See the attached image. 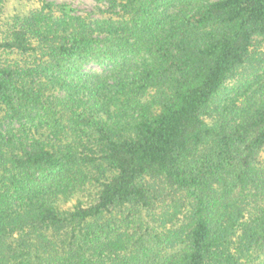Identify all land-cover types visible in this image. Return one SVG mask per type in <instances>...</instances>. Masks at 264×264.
Segmentation results:
<instances>
[{"label":"trees","instance_id":"obj_1","mask_svg":"<svg viewBox=\"0 0 264 264\" xmlns=\"http://www.w3.org/2000/svg\"><path fill=\"white\" fill-rule=\"evenodd\" d=\"M106 1L130 17L147 18L157 0ZM40 3L0 39V51L27 57L0 63V124L44 109L47 83L74 88L60 73L79 72L99 56L102 44L139 47L146 57L111 86L117 102L134 104L131 120L99 118L109 115L103 88L82 82L91 104L73 98L64 103L76 131L93 134L92 146L82 143L77 151L0 137V163L8 174L0 176V264H106L103 249L111 264H139L130 261L134 256H119L128 242L120 237L88 248L73 249L68 241L97 238L104 231L98 220L112 208L152 207L156 196L146 178L194 195L190 222L165 234L168 248L181 250L157 264H256V254L264 252V177L256 172L257 151L264 148V95L242 108L237 97L222 105L219 96L240 70L264 63L255 46L257 37L264 43V0L207 2L170 16L161 29L142 31L118 23L94 28L64 14L61 5ZM55 11L67 21L54 19ZM87 165L100 176L94 201L61 211L56 186L43 190L36 174ZM10 191L24 194L17 207ZM81 232L83 238H76Z\"/></svg>","mask_w":264,"mask_h":264},{"label":"rangeland","instance_id":"obj_2","mask_svg":"<svg viewBox=\"0 0 264 264\" xmlns=\"http://www.w3.org/2000/svg\"><path fill=\"white\" fill-rule=\"evenodd\" d=\"M47 1L54 5L63 6L65 9L64 14L83 18L87 24L94 28L100 23H118L121 25L127 24L132 26V29L136 28L142 31L149 26L161 29L163 22L165 23L170 16L191 13L202 4L216 0H157L152 6L151 16L147 18L143 16L130 17L117 5L118 3L113 5L106 0L102 2L96 0ZM40 5V0H3L0 3V39L19 19L38 10ZM64 14L60 15L59 12L55 11L54 19L67 21ZM255 46L256 55L264 53V43L261 42L259 37L256 38ZM138 48H117L116 46L112 47L111 44H102L99 56L83 64L79 72L69 68L67 71L60 73L66 82L76 85L74 88L69 89L47 83L48 89L45 97L47 104L45 108L33 109L21 115V118L3 119L0 124V137L13 135L26 142H30L34 138L47 147L68 144L77 151L83 150L82 143L83 145L92 146L91 137L93 134L91 131H86L84 136L76 131L64 103L73 98L76 101H82L86 106L91 104L89 99L91 96L87 95L89 88L83 91L79 86L82 82V85L88 87L103 88L100 97L103 104H108L109 115L100 113L98 114L99 118L108 120L109 118L119 117L122 120H131V116L134 115V104L130 103V100L124 99L122 102H117V96L113 93L111 86L114 84L115 77L139 66V63L146 57L144 51ZM24 59H27L25 55L0 51V63H17ZM254 66L256 70H254L255 67L252 70H240L243 73L242 75L230 79L226 83L219 96L221 104L225 99L237 97V104H240V106L243 104L242 108L248 103L246 101L263 97L264 63L254 64ZM151 94L150 91L148 95ZM145 98L142 97L140 100L144 101ZM1 115H5L4 111L1 112ZM3 167L4 165L0 163V176H8ZM81 167V170H79V167H73L69 170L36 174L43 190H47L50 185L56 186L53 195L56 199V205L61 211L72 210L79 203L82 206H88L96 197L99 189L97 178H100V176L92 165ZM256 172L259 177H264V148L257 151ZM107 175H109L108 172ZM145 180L151 184V190L156 196L152 207L141 208L136 206L134 209L131 207L129 210L126 207L122 209L112 208L109 212L103 213L101 219L98 220V223L103 225L104 229L99 235L100 237L85 239L82 236L84 235L82 233L84 230H82L76 238H83V240L68 241L71 248H77V244L84 246L85 243H87L85 248L90 247L92 244L98 246L101 242L115 240L116 237H120L124 241L128 240V242L125 243V247L119 256H134L135 258H129L131 262L135 261L139 264L165 263L166 258L173 253H178L181 250V245L168 248L165 234L168 231H180L190 222L189 215L193 205V192L192 190L175 191L169 189L161 181H153L148 178ZM40 188L41 186L37 189ZM47 192L50 193V191ZM10 195L12 196L10 201L14 207L23 202V193H11L10 191ZM177 210L176 218H171ZM171 213L172 215L169 216ZM100 252L106 264H111L112 261L111 263L107 261L110 258L108 251L103 249ZM89 254L91 253L89 252ZM98 254L100 255V253ZM95 259L96 255L92 257V260ZM255 261L256 264H264V252L256 254Z\"/></svg>","mask_w":264,"mask_h":264}]
</instances>
